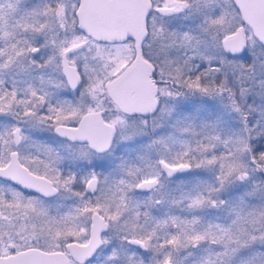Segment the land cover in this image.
I'll use <instances>...</instances> for the list:
<instances>
[{"label": "snow or ice", "instance_id": "snow-or-ice-1", "mask_svg": "<svg viewBox=\"0 0 264 264\" xmlns=\"http://www.w3.org/2000/svg\"><path fill=\"white\" fill-rule=\"evenodd\" d=\"M0 264H264V0H0Z\"/></svg>", "mask_w": 264, "mask_h": 264}]
</instances>
